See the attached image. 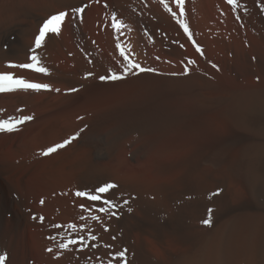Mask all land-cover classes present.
<instances>
[{
	"label": "bare ground",
	"instance_id": "bare-ground-1",
	"mask_svg": "<svg viewBox=\"0 0 264 264\" xmlns=\"http://www.w3.org/2000/svg\"><path fill=\"white\" fill-rule=\"evenodd\" d=\"M213 1L233 42L243 37L239 24L250 32L243 67L264 73V0H237L235 8ZM136 6L151 27L147 12L158 7L143 0H0V72L49 85L0 93V120L32 117L17 131L0 132L3 264H264V128L237 110L226 107V118L214 109L238 88L203 72L147 71L151 57L135 27ZM77 7L85 11L73 13ZM60 11L69 14L59 34L35 50L48 72L9 67L29 62L39 26ZM85 15L92 21L82 26ZM226 54L229 63L240 57L231 47ZM125 56L145 71L125 74ZM109 70L122 78L100 80ZM191 117L208 132L188 124ZM177 126L190 134L171 149L165 138ZM70 136L76 138L65 147L40 154ZM105 183L116 187L100 200L75 195ZM105 199L116 206L99 212ZM69 239L77 243L59 247Z\"/></svg>",
	"mask_w": 264,
	"mask_h": 264
},
{
	"label": "rangeland",
	"instance_id": "rangeland-1",
	"mask_svg": "<svg viewBox=\"0 0 264 264\" xmlns=\"http://www.w3.org/2000/svg\"><path fill=\"white\" fill-rule=\"evenodd\" d=\"M143 1L146 3L147 6L155 5V7H158L155 8L156 10L158 9L157 11L153 10L152 12L151 11L147 12L148 16H150L148 17V19H150L151 27L144 26L143 19H140L142 17V16L140 17V15H142V13L146 14L145 9L143 8L142 10L140 6L139 7L136 6L134 8L136 11L135 27L138 31V35H139L138 37H140L142 42L145 43L147 50H149L148 51L149 58L151 57L150 59L151 61L148 62L149 69L155 71L156 68H158L157 71L160 70L159 72L165 70L167 73L172 72V73H180V74H184L187 72H203L209 77H213V80H215L224 87L227 88L229 87L234 89L238 88L239 90L236 91L237 93L232 92L233 94H231L230 98L224 100L221 103L220 106L222 107V110L221 109L219 110V108H221L220 106H216L219 105L220 102L213 103L215 108L214 107L212 108L217 109L219 107L217 109L218 111L217 110L216 111L222 113L225 112L224 115L226 118L227 116H229V112L227 108L229 109V111L232 110L233 113L237 110L235 112L236 114L238 115L241 114L240 116L242 117L246 116L244 118H248V120L246 119L247 121H249V117L250 118L253 117L252 119H250L251 120L250 122H252L253 119L258 120L259 123H257L258 124L257 127H260L261 125V127L264 128V112L260 111V108L258 107L259 102L256 103L259 100L257 101L255 100L257 96H260L257 97V99L262 98V102H264V73L262 72L259 73L260 70H254L253 74H251L242 65L244 59L241 56L244 55V52L246 50H249V54H251V49H250L251 45H249L250 43L248 41L250 40L249 30L240 26L239 24L238 28L243 34V37L242 39L233 42L232 38L229 36L227 32L228 30L225 21L222 18V11L220 8L216 7L213 0H184V4L182 5L184 9V15L180 14L181 5L177 4L176 0H143ZM218 2L228 5L226 0H219ZM90 5L88 6L87 10L94 7L93 2H91ZM261 6L264 9V1L261 3ZM218 10L220 11V13ZM155 12L158 13L161 17L163 16L165 21L163 22L160 21L156 22V20L154 21L155 16L153 17V15H156ZM138 13L141 14L139 15ZM173 13H175L176 15L173 16ZM223 13L226 15L225 8H223ZM119 14L121 15V13ZM262 16H263V12H262ZM87 19H88L87 15H85L82 18L83 21L81 22L82 26L84 23L86 24L87 21L85 20ZM88 20L92 21L91 19ZM180 20H183L185 24H187L189 28V32L191 33V39H189L188 34L184 32V29L178 23V21ZM153 23H155L157 26L154 25ZM121 27L123 28L122 25ZM122 28L120 31L121 35L123 33ZM261 29L263 30V28ZM193 41L195 43H193ZM254 42L258 44L257 41ZM175 46L177 49L181 50V53H179V55L177 56L174 53ZM197 46H199L200 48L199 52L196 50ZM230 47L233 48L236 54L240 56V57H236L235 62L233 63H229L231 57L228 58L226 54L227 49ZM161 54L163 57L165 56V58L168 57L169 60L167 61L166 59L167 62H165L164 61L165 58L162 59ZM236 60L238 61L236 62ZM189 61H194V63H189ZM158 62L160 63L158 64ZM185 70L187 71L185 72ZM240 92H242V94L238 95ZM229 104H231L230 106L231 108L229 107ZM253 110L256 111L254 112ZM256 122L257 121H255L254 123ZM187 123L188 124L191 123L192 125H194V127L200 126L198 132L202 130L208 132V130H206V128L204 127L205 125L199 124L200 122L197 121L196 118L191 117V119H189ZM168 134L170 137L167 136L165 139L168 144L170 143L169 144L170 147L172 146L171 149H173V147H175L181 141H184L190 133H188L185 128L177 126L173 128L171 131H169L167 135Z\"/></svg>",
	"mask_w": 264,
	"mask_h": 264
},
{
	"label": "snow or ice",
	"instance_id": "snow-or-ice-1",
	"mask_svg": "<svg viewBox=\"0 0 264 264\" xmlns=\"http://www.w3.org/2000/svg\"><path fill=\"white\" fill-rule=\"evenodd\" d=\"M227 2L232 5L234 8L237 6V0H227ZM176 3L181 5V11L180 14L184 15V9L182 5L184 4V0H176ZM73 13H82L85 11L84 8L77 7L75 9L71 10ZM68 12L66 11H60L56 14L50 15L48 18H46L43 23L39 26L38 34L35 36L34 39V45L30 49L31 55L27 57V60L29 62L25 63H20V64H12L10 63L8 66L13 67V68H21V69H29L33 70L38 73H47L48 69L47 67L42 66V60L41 57L36 53V49L41 48L46 40V37L48 34H59L61 30V26L63 22L65 21L66 16H68ZM176 14L173 13V16ZM180 26L184 29V32L188 34L189 39H191V33L189 32V28L187 24L183 20L178 21ZM119 21H117L113 27H119ZM193 43H195L193 41ZM119 47V45H117ZM196 50L199 52L200 48L197 46ZM121 55H123V51H121ZM124 59L127 61V64L123 68V72L127 74L130 70L132 69H139L140 71H145V69H141L139 64L133 63L131 60H128V58L125 56ZM189 63H194V61H189ZM112 72L111 75H102L99 76L100 80H118L121 79L122 76L117 74L116 72L109 70ZM147 71H152V69H147ZM187 70H185L186 72ZM87 75H92V73H88ZM49 85L47 84H40V83H34L30 82L29 80L23 78V77H18L14 75L12 72H0V93L3 92H11L15 91L17 89H34V90H40V89H48ZM69 91H76V89H69ZM31 116H22L16 119H6V120H0V132H14L19 129V126L23 124L25 121L31 120ZM79 133H77L78 135ZM76 137L75 136H70L67 139H65L61 143H57L55 145H52L50 147H47L45 150H43L40 154L41 155H49L51 153L56 152L58 149H61L68 145L72 140H74ZM116 185L113 183H105L102 186H99L94 189V193H89L86 191H77L75 193L76 196L78 197H87L91 201H96L100 200L102 197L100 194L102 193H107L109 192L110 189L115 188ZM43 203V201H41ZM104 204L107 205L108 207H101L99 208V212H108L110 208L115 207L116 205L112 200L105 199ZM82 208L84 207L83 204L80 205ZM112 215H115V213H112ZM92 220H98L99 217L96 215H92L90 217ZM40 219H43V217H40ZM83 219V217H81ZM202 223L204 224H209L210 220L209 219H204L202 220ZM59 227V225H57ZM69 229L76 230L77 225L70 223L67 225ZM81 228L85 227L84 225H80ZM91 240H96L95 235H91L89 237ZM79 240L82 242V247L87 246V242L85 241L84 236H80ZM77 243V239H69L64 243H60L59 247L63 249H67L69 245H75ZM92 247H96L95 244L92 245ZM48 251H51V249H48ZM117 256L119 257H124L125 253L123 251H119L116 253ZM4 256L0 255V264H3L4 261ZM109 264H111V261H109Z\"/></svg>",
	"mask_w": 264,
	"mask_h": 264
}]
</instances>
